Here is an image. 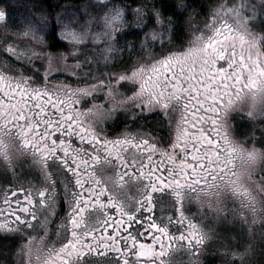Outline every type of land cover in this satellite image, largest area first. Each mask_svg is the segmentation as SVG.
<instances>
[{
	"label": "snow or ice",
	"instance_id": "1",
	"mask_svg": "<svg viewBox=\"0 0 264 264\" xmlns=\"http://www.w3.org/2000/svg\"><path fill=\"white\" fill-rule=\"evenodd\" d=\"M194 2L83 0L72 9L59 0H32L27 14L17 15L14 0H0V99L10 105L0 104V126L19 129L21 150L30 149L41 169L52 161L63 174V202L52 182L0 186L6 205L0 208V255L15 254L21 238L39 249L41 234L49 232L62 233V239L46 264H166L174 242L197 256L207 250L203 233L181 208L156 215V206L166 194L179 198L183 182L199 181L200 173L224 163L219 139L203 124L216 123L218 104L239 89L245 67L246 86L264 75V63L249 66L224 43L236 31L235 19L264 30V0H221L199 67L169 48L205 11L194 9ZM100 92L111 101L102 112L112 119L108 127L126 122L122 112L150 114L166 119L167 134L157 139L137 129L101 137L88 123L101 111L89 107L90 100L102 98ZM81 97L90 99L81 103ZM108 162L122 170L111 182L135 176L142 186L133 206L111 197L104 203L93 188L101 183L98 167ZM65 203L68 211L61 215ZM222 238L223 264H264V216L258 225L242 218ZM140 244H152L156 255L138 256Z\"/></svg>",
	"mask_w": 264,
	"mask_h": 264
},
{
	"label": "rangeland",
	"instance_id": "2",
	"mask_svg": "<svg viewBox=\"0 0 264 264\" xmlns=\"http://www.w3.org/2000/svg\"><path fill=\"white\" fill-rule=\"evenodd\" d=\"M220 2L221 0L195 2L197 6L194 8H197V11L201 6L205 11L198 19L191 21V27H185L184 34L179 36V39L169 45L178 58L191 60L187 63L189 66L199 67L200 61L205 58L203 47L207 45V37L212 31V13ZM31 3L32 0H14L16 14L26 15ZM80 4L67 3L63 6L75 9ZM185 24L188 25L189 21L186 20ZM235 26L236 31L232 35L234 39L230 43L231 48L240 46L242 51H246L245 62L249 66L253 62L264 63V30L259 27L253 29L247 21L239 19H235ZM190 55H193V59ZM196 56L199 57L196 58ZM245 68L248 71V68ZM101 71H103V62H101ZM246 84L247 82L241 81L239 89L230 90L226 95L230 97V100L223 101L218 106L220 116L216 117L218 128L227 136L229 144L234 145L236 149V163L231 178L222 180L217 190L205 193L195 192L183 196L184 214L196 221L194 223L203 233L207 250L201 256L193 255L189 251H180L168 264H207V260L213 258L216 264H223L220 245L225 242L222 238L225 230L238 227V222L245 217L258 225L260 218L264 216V75L256 76V83L253 86L249 87ZM98 95L102 98L90 100L89 104L90 108L95 106L101 110L91 114V124L88 123L92 126L101 122L103 109L111 106V101L105 93L100 92ZM85 98L90 99L81 97V100ZM174 114L179 122V111ZM120 116L126 121L120 125L123 129L125 125L132 123V128L140 127L139 129L149 132L159 130L161 137L168 132L166 119L153 118L150 114H145L144 117L139 114L134 116L132 112L126 114L122 112ZM105 120H109L108 127L112 119ZM111 128L116 127L113 125ZM173 136H175L174 131ZM10 150L14 149L9 144L0 145V186L4 187H14L17 184L12 177L13 173L17 174L12 169L17 167V164L13 161L14 154ZM17 176L28 182V176L24 172ZM168 195H173V192ZM2 199L3 197L0 196V208L6 207L1 206ZM175 207L176 202L174 201L173 209ZM46 234L42 233L41 236ZM43 250V242L37 249L30 241L21 238L17 240L15 254L0 255V264H42Z\"/></svg>",
	"mask_w": 264,
	"mask_h": 264
},
{
	"label": "flooded vegetation",
	"instance_id": "3",
	"mask_svg": "<svg viewBox=\"0 0 264 264\" xmlns=\"http://www.w3.org/2000/svg\"><path fill=\"white\" fill-rule=\"evenodd\" d=\"M234 37L231 35L228 37V39L224 42L228 46H230V43ZM239 59L240 54L242 53L245 59H247V53L246 51H242V48L239 46L234 47ZM231 49V46L229 47ZM208 52L207 45L203 47V55L206 56ZM199 56H196L198 58ZM190 58L193 59V55H190ZM201 58V57H200ZM185 60V61H184ZM183 62L190 63L191 60L188 59H182ZM189 65V64H187ZM244 75L241 77V81L247 82V73L248 71L246 68L244 69ZM86 99V98H85ZM224 101L230 100L229 96L224 97ZM83 100H81V103ZM0 104H3L5 109H8L10 105L0 99ZM221 104H218L220 106ZM219 112V111H218ZM215 114V117L220 116V112ZM212 115L211 113H209ZM10 118V117H9ZM88 122L91 124V115L88 119ZM211 122V124L209 123ZM109 123V120L106 121L104 118L101 119V122H97L96 126H93L98 134L101 137H108V139H112L116 137L120 132L124 130L135 132L137 129L134 127L132 128L130 123L129 125H125V128H108L107 124ZM3 124V121H0V125ZM140 127H138L139 129ZM203 128L205 129L207 134H211V138L213 140L219 139L218 144V150H219V159L223 161L224 163L219 164L214 169L210 168L206 173H200V176L202 179L199 181L196 180V177H192L191 182H183L179 192V198H177L175 192H173V195L166 194L163 198L159 200V203H157L156 206V215H160V209L165 210L168 214H171V211L175 208L179 207L182 209L184 214V195L195 193V192H208L210 190H217L221 185V181L228 178H231L232 171L234 169V164L236 163V152H235V146L230 145L229 141L227 140V136L221 131V129L218 128V122L216 120V123H212L211 120L205 119ZM141 133H151L153 137H156L159 139L161 137V134H159V130L155 131H144L142 129H139ZM19 129H14L12 124H7L4 126H0V145H4L5 143L9 144L13 151L14 157L13 161L16 162L17 167L12 168L16 171L17 174L13 173L14 176H12L16 180V185H26L29 183H45V182H52L54 183L57 191L60 193V200L63 202V174L60 171V169L56 166V164L52 161H49L47 163V166H45L43 169H41L39 161L34 158V155L30 149H24L21 150V143H18V141H21L20 136L18 135ZM217 132H219V137H217ZM147 138V137H145ZM103 151V149H101ZM179 161L176 162L177 167H179ZM25 170V171H24ZM122 171L118 168V165L112 164L111 162L104 163L100 167H98L96 172V180L101 181L99 185L93 184V188L96 189L98 192H102L101 199L104 200V203H107V198L111 197L114 201L117 203L123 204L125 207H131L134 203L138 202V200L141 197V194L143 193V188L140 185V183L137 181L135 176H133L131 179L125 180L123 183L120 182H111L116 174L118 172ZM23 172L28 176V182L26 180L24 181L23 178L17 176L19 174H23ZM18 177V178H17ZM11 178V176H10ZM104 181H109L108 183H104ZM12 186V185H11ZM239 190H242L241 188H237ZM15 191V190H14ZM12 194H9L8 199L11 200ZM22 198V194H21ZM177 199L179 200V203H176V207L173 209V203L174 201L177 202ZM3 200V199H2ZM1 200V206H6L2 203ZM171 205V206H170ZM111 207V206H109ZM68 211V205L64 204V211L61 215L66 214ZM185 215V214H184ZM186 216V215H185ZM187 217V216H186ZM188 218V217H187ZM111 220L112 218L109 217ZM189 221L194 222L193 219L188 218ZM196 222V221H195ZM185 224H187V221H185ZM197 227V226H196ZM198 228V227H197ZM62 239V233L61 234H55V233H47L43 236V263L46 264L47 254L48 252L53 248H59V241ZM146 239V238H143ZM150 242V241H148ZM186 243V242H185ZM188 247H180L177 246L176 243H173V250L169 253L168 249H165L166 253H169L165 257L166 264L169 263V261H172L175 255L180 251H189L193 255H196V253L192 250H190ZM138 256H144L151 258L154 255H156V252L154 250V246L152 244H140L139 245V251L137 253ZM149 264H152L151 261H149Z\"/></svg>",
	"mask_w": 264,
	"mask_h": 264
},
{
	"label": "trees",
	"instance_id": "4",
	"mask_svg": "<svg viewBox=\"0 0 264 264\" xmlns=\"http://www.w3.org/2000/svg\"><path fill=\"white\" fill-rule=\"evenodd\" d=\"M53 2H55V0H53ZM59 2L63 5V4H77V3H82L83 2V0H59ZM195 2L197 3L198 2V0H195ZM194 2V3H195ZM193 3V5H192V7L194 8V7H196L197 5H195ZM203 2H201V4H202ZM194 9H197V8H194ZM200 9V8H199ZM199 9H198V11H199ZM177 39H179V38H177Z\"/></svg>",
	"mask_w": 264,
	"mask_h": 264
}]
</instances>
